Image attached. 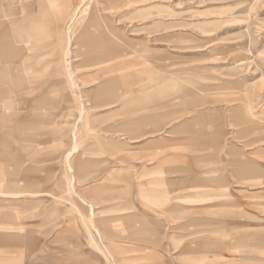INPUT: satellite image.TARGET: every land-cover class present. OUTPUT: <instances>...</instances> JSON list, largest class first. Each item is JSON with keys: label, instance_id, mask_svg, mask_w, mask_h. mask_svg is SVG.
<instances>
[{"label": "rangeland", "instance_id": "rangeland-1", "mask_svg": "<svg viewBox=\"0 0 264 264\" xmlns=\"http://www.w3.org/2000/svg\"><path fill=\"white\" fill-rule=\"evenodd\" d=\"M0 264H264V0H0Z\"/></svg>", "mask_w": 264, "mask_h": 264}, {"label": "bare ground", "instance_id": "bare-ground-1", "mask_svg": "<svg viewBox=\"0 0 264 264\" xmlns=\"http://www.w3.org/2000/svg\"><path fill=\"white\" fill-rule=\"evenodd\" d=\"M62 7H63V9H65L66 8V5H62ZM31 31H36L37 29H39V25H37V24H35V25H32V26H30V28H29ZM134 79V76L133 77H125V78H122V79H120V81L118 82V81H116V80H113L112 82H110V81H108L104 86H109V85H111L112 87H111V90L109 91V92H106V95L103 93V95L102 96H104V97H102V99H111V98H115V92H116V90H115V88L118 86V85H120V87L121 86H127L129 83H130V81L131 80H133ZM108 97V98H107Z\"/></svg>", "mask_w": 264, "mask_h": 264}, {"label": "crops", "instance_id": "crops-1", "mask_svg": "<svg viewBox=\"0 0 264 264\" xmlns=\"http://www.w3.org/2000/svg\"><path fill=\"white\" fill-rule=\"evenodd\" d=\"M110 90H108L107 92H109ZM134 114H136V113H134ZM134 124H138V123H134ZM8 183L11 184V185H13V184L15 185V181H13L12 179H9ZM6 262H12V261L10 259H8V260H6Z\"/></svg>", "mask_w": 264, "mask_h": 264}]
</instances>
